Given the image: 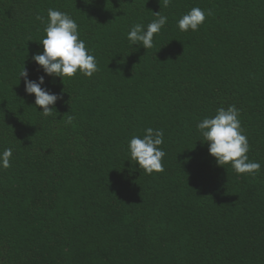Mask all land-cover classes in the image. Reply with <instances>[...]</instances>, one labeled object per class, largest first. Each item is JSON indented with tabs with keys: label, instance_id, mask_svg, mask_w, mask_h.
Returning a JSON list of instances; mask_svg holds the SVG:
<instances>
[{
	"label": "trees",
	"instance_id": "obj_1",
	"mask_svg": "<svg viewBox=\"0 0 264 264\" xmlns=\"http://www.w3.org/2000/svg\"><path fill=\"white\" fill-rule=\"evenodd\" d=\"M195 7L205 22L181 31ZM50 8L79 25L92 77L33 59ZM156 12L154 47L130 42ZM25 67L62 95L52 115ZM231 105L256 175L218 165L197 127ZM149 127L164 132L163 172L131 160ZM0 264H264V0H0Z\"/></svg>",
	"mask_w": 264,
	"mask_h": 264
},
{
	"label": "clouds",
	"instance_id": "obj_2",
	"mask_svg": "<svg viewBox=\"0 0 264 264\" xmlns=\"http://www.w3.org/2000/svg\"><path fill=\"white\" fill-rule=\"evenodd\" d=\"M162 8L168 7L171 0H161ZM208 15L212 14L211 9ZM158 19L147 26L137 23L128 33V39L134 45L142 44L149 49L154 47V36L159 33L167 22V17L156 12ZM49 22L46 25V37L41 41L44 46L42 54L37 53L33 59L43 67L48 75L65 77H74L77 71L83 72L86 76L92 77L99 71L98 64L94 55L89 54L86 48V42L79 38V25L67 13L55 9L48 10ZM41 22L45 18L42 15L36 17ZM206 13L199 7L193 8L179 20L181 31L189 29L196 31L199 26L205 22ZM32 40L29 38V41ZM186 49V45H185ZM142 59V58H141ZM28 70L26 67L22 70L20 77L26 79V91L29 94H35V105L43 108V115L53 114L55 105L62 95L54 94L42 87L45 77L42 75L39 82L27 79ZM75 118L69 116L67 123L72 124ZM203 140L210 143V154L217 160L218 165L226 166L231 164L239 174L256 175L261 165L258 162H249L247 153L251 145L245 134L241 121L239 120V109L235 105L228 108L220 107L217 115L211 118H205L197 125ZM143 138L134 136L130 141L131 160L138 162L141 169L148 174L153 172H163V157L166 155L159 146L164 142L163 129H154L149 127L145 130ZM13 155L11 148L5 150L2 154V163L4 168L11 167L10 158Z\"/></svg>",
	"mask_w": 264,
	"mask_h": 264
}]
</instances>
